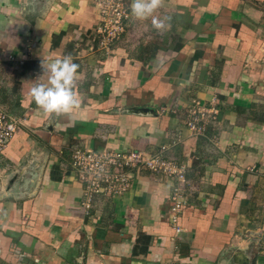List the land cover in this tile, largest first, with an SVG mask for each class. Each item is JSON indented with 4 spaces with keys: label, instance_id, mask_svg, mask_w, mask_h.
I'll list each match as a JSON object with an SVG mask.
<instances>
[{
    "label": "crops",
    "instance_id": "0c3cea01",
    "mask_svg": "<svg viewBox=\"0 0 264 264\" xmlns=\"http://www.w3.org/2000/svg\"><path fill=\"white\" fill-rule=\"evenodd\" d=\"M103 0H0V110L19 121L0 154V264H264V0H165L107 45ZM79 65V107L48 116L29 98L42 60ZM43 82V81H41ZM215 100L205 136L184 124ZM174 180L142 170L122 195L96 196L71 171L75 148L159 153Z\"/></svg>",
    "mask_w": 264,
    "mask_h": 264
},
{
    "label": "built area",
    "instance_id": "2783aa9c",
    "mask_svg": "<svg viewBox=\"0 0 264 264\" xmlns=\"http://www.w3.org/2000/svg\"><path fill=\"white\" fill-rule=\"evenodd\" d=\"M101 22L97 34L105 45L120 38L130 19L126 0H103L98 3ZM185 127L197 136H205L210 126L218 122L220 110L215 100L207 103L192 99L185 107ZM19 121L0 110V154L13 140ZM165 147L159 153L110 149L92 150L75 148L71 155V171L84 185L83 206L89 210L96 196L122 195L130 188L134 174L147 170L154 175L167 176L174 180L171 195L172 223L178 227V216L183 207V190L188 184L186 167L164 156Z\"/></svg>",
    "mask_w": 264,
    "mask_h": 264
},
{
    "label": "clouds",
    "instance_id": "9594fccd",
    "mask_svg": "<svg viewBox=\"0 0 264 264\" xmlns=\"http://www.w3.org/2000/svg\"><path fill=\"white\" fill-rule=\"evenodd\" d=\"M165 0H132L131 16L136 20L151 19L154 29H165L168 17L159 18L155 13L164 5ZM42 74L31 81L29 98L48 116L67 114L79 107L80 100L75 91L79 65L71 55L51 61L42 60ZM43 81V82H41Z\"/></svg>",
    "mask_w": 264,
    "mask_h": 264
}]
</instances>
